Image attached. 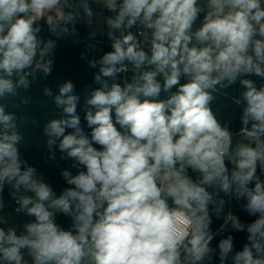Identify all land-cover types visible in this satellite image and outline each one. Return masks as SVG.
I'll use <instances>...</instances> for the list:
<instances>
[{
  "label": "clouds",
  "instance_id": "1",
  "mask_svg": "<svg viewBox=\"0 0 264 264\" xmlns=\"http://www.w3.org/2000/svg\"><path fill=\"white\" fill-rule=\"evenodd\" d=\"M98 9L109 14L80 53L99 85L85 98L90 134L71 80L43 88L62 109L43 127L46 160L58 150L71 161L57 193L21 152L27 116L14 109L53 73L58 41L79 43L77 25L93 28ZM98 34L111 50L89 59ZM255 78L264 81V0H0V264H264ZM237 82L234 132L211 105ZM233 200L254 219L226 211ZM232 232L247 234L241 250Z\"/></svg>",
  "mask_w": 264,
  "mask_h": 264
},
{
  "label": "trees",
  "instance_id": "2",
  "mask_svg": "<svg viewBox=\"0 0 264 264\" xmlns=\"http://www.w3.org/2000/svg\"><path fill=\"white\" fill-rule=\"evenodd\" d=\"M95 7V6H94ZM109 13L106 10L105 16ZM79 33V43L72 40L65 39L58 41V47L56 49L55 55V67L53 73L47 78L38 77L37 81L33 83L32 87L24 93L31 97L30 102L27 105L21 104L18 114L23 112L27 116V121L24 126L21 127V131L24 133L26 139L25 143L28 145L27 149L21 148V152L28 159L29 163L43 171L46 174L47 180L52 184L54 189L59 193V191L65 187V182L60 177L59 172L62 168L69 167L71 161L60 160V153L57 150V160L51 161L46 160L48 155V149L46 146L47 137L43 135V127L47 123L49 117L59 118L62 109L57 108L52 97H45L43 95V88L50 87L53 93H58L59 84L71 80L75 85V92L80 96V101L78 102L77 112L81 117V126L84 128L86 133L90 134V129L87 128L85 120V110L88 107L85 104L86 95L94 88L99 87L93 81V73L95 70L90 69L87 66V60L80 59V53L86 50V46L89 43L88 33L90 32L82 25H77ZM95 48L88 50V58H99L103 52L110 51L111 45L106 36L97 35L95 41ZM131 75L130 73L128 74ZM124 77L120 78L121 83H123ZM257 86L259 87L264 81L259 78H255ZM244 89L237 84L232 87L226 88L218 93V98L212 102V109L216 113L217 118L222 123H228L234 132L238 131L240 127V115L242 112V107L237 106L234 103V98H238ZM117 127H119L117 125ZM72 131L71 129L66 130L67 132ZM25 145V147H27ZM75 173V169L72 170ZM6 200L9 199L8 191L4 193ZM227 199V198H226ZM242 203V201L240 202ZM241 217L244 222H250L253 217L247 216L246 213L241 211L239 203L236 201H231L229 206H226V211L229 209ZM58 222L62 224L65 228L70 225V221L60 216L58 217ZM223 223V217L220 219L213 218L212 228L217 230ZM229 228L223 233L227 235L230 232ZM235 237V247L236 250H241L243 244L246 242V233H235L232 232ZM220 236L216 237L213 242V246L218 242ZM215 264H219L217 260ZM228 264H231L229 261Z\"/></svg>",
  "mask_w": 264,
  "mask_h": 264
},
{
  "label": "rangeland",
  "instance_id": "3",
  "mask_svg": "<svg viewBox=\"0 0 264 264\" xmlns=\"http://www.w3.org/2000/svg\"><path fill=\"white\" fill-rule=\"evenodd\" d=\"M95 8V7H94ZM99 11H102V16L100 18L97 19L96 23L93 25V28H88L86 25L84 24H80L82 26H84L87 30L92 31L93 29H97V30H101L103 28V16H105V11L107 9H98ZM101 36H106V35H101ZM8 211H11V208L7 209ZM19 220H23L24 218L21 216L18 218Z\"/></svg>",
  "mask_w": 264,
  "mask_h": 264
}]
</instances>
